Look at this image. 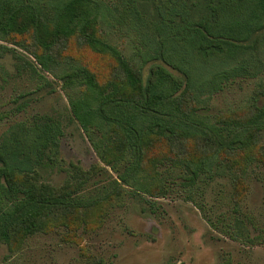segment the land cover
Masks as SVG:
<instances>
[{"label": "trees", "instance_id": "obj_1", "mask_svg": "<svg viewBox=\"0 0 264 264\" xmlns=\"http://www.w3.org/2000/svg\"><path fill=\"white\" fill-rule=\"evenodd\" d=\"M143 11L157 18L148 28L156 55L126 58L102 24L108 17L120 25L143 21ZM10 37L29 40L15 45L30 56L38 79L47 82L51 75L69 92L74 120L117 179L111 180L112 192L90 200L80 195L103 166L84 171L70 164L61 187L40 183L38 168L59 159L62 128L48 116L12 126L0 142V243L11 248L61 221L85 222L129 192L147 201L163 198L178 179L192 188L204 175L229 177L238 212L249 166L258 161L252 154L264 140V109L207 116L216 76L206 80L201 73L226 67L235 76L264 72V0H116L112 7L103 0H0V41ZM73 40L113 58L108 80L100 82L65 54ZM151 61L161 63L146 70ZM160 167L181 178L170 182ZM235 221L230 238L259 245L261 236L251 237L245 221Z\"/></svg>", "mask_w": 264, "mask_h": 264}, {"label": "rangeland", "instance_id": "obj_2", "mask_svg": "<svg viewBox=\"0 0 264 264\" xmlns=\"http://www.w3.org/2000/svg\"><path fill=\"white\" fill-rule=\"evenodd\" d=\"M103 1L108 7L116 2ZM141 14L143 21L131 19L120 25L108 17L102 24L109 41L126 58L133 53L145 58L156 55L155 35L149 29L157 24V18L149 11ZM24 39L0 41V142L7 130L20 122L52 118L63 132L59 159L55 164L45 160L37 170L38 181L59 188L68 179L70 164L84 171L103 166L80 197L90 200L106 196L113 191L111 180L117 179L116 174L101 163L74 120L69 92L62 89V83L51 75L44 82L28 66L30 56L15 45ZM65 54L87 66L100 82L109 79L115 66L110 55L93 53L75 40ZM156 63L161 62L151 61L146 70ZM231 70L226 67L201 73L206 80L216 76L217 91L206 110L209 117L237 116L253 110V106L264 109V95H255L264 91V72L235 76ZM252 156L258 161L249 166L246 196L237 213L231 202L233 187L229 177L209 180L204 175L192 188L181 186L178 179L179 184L172 186L166 197L147 201V196L129 192L122 199L104 203L85 222L71 218L66 225L61 221L11 248L0 243V264H264V140ZM158 170L170 182V178H181L176 170ZM214 172L219 171L211 174ZM235 218L245 221L251 237L261 236L259 245L252 247L230 238L229 234L236 232Z\"/></svg>", "mask_w": 264, "mask_h": 264}]
</instances>
